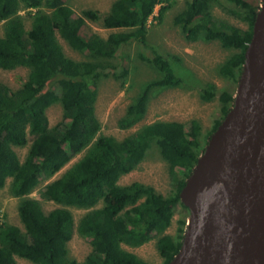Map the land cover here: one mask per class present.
Instances as JSON below:
<instances>
[{
  "label": "trees",
  "instance_id": "1",
  "mask_svg": "<svg viewBox=\"0 0 264 264\" xmlns=\"http://www.w3.org/2000/svg\"><path fill=\"white\" fill-rule=\"evenodd\" d=\"M228 1L236 7L231 14L247 24L246 29L214 16L218 0H187L173 23L188 42L217 41L232 51L218 73L235 84L262 0ZM173 4L115 0L102 17L94 9L79 14L68 0H0V25L4 24L0 68L29 69L27 80L16 90L0 82V191L13 179L11 195L21 199L19 216L25 226V231L14 225L0 226V264H18L16 258L33 264H149L123 245L135 249L154 240L163 264L179 253L189 218L181 192L208 140L232 108L235 95L230 90L218 91L215 84L202 86L192 73L182 72L179 57H166L149 42V21L153 17L163 23ZM158 6L161 10L155 16ZM26 20H30L29 29ZM101 21L105 29L118 31L107 38L91 32L83 35L88 22ZM58 35L87 60L66 56ZM133 43L140 49L138 59L151 65L159 77L142 85L119 120V128L130 130L145 118L154 90L190 86L201 89L203 101L218 97L221 103L222 116L206 135L198 120L158 121L123 139L100 134L99 84L111 76L119 78L111 61ZM127 75L125 69L120 73L121 78ZM56 104L62 105L64 120L51 126L47 112ZM29 137L31 147L21 162L15 147L27 146ZM154 145L169 166L171 192L167 196L139 182L120 184ZM78 156L76 163L55 178ZM44 183L42 196L61 205L49 213L30 197ZM72 208L87 211L78 223ZM178 212L177 232L168 234ZM75 229L92 246L84 262L69 257L68 244Z\"/></svg>",
  "mask_w": 264,
  "mask_h": 264
},
{
  "label": "rangeland",
  "instance_id": "2",
  "mask_svg": "<svg viewBox=\"0 0 264 264\" xmlns=\"http://www.w3.org/2000/svg\"><path fill=\"white\" fill-rule=\"evenodd\" d=\"M115 0H68V4L77 12L81 13L86 9L98 10L104 17L110 11L111 4ZM165 4L175 2L171 9L165 15L163 23L159 24L152 19L149 22V42L163 53L166 57L177 56L182 60V72H190L200 80V84L205 86L209 83L215 84L218 91L230 90L237 93L238 83H232L222 78L218 73L219 66L232 54V51L224 49L217 41L188 42L181 30L173 23L174 17L185 7L187 0H164ZM263 4V2H262ZM236 7L228 0H218L213 8L214 16L222 21H227L237 27L246 29L247 24L238 20L230 11ZM161 6L156 8L155 16L159 14ZM25 16V11H21ZM103 22H88V27L82 32L84 36L88 32L96 33L103 38L118 30H108L103 27ZM30 28V20H26V29ZM4 34V24L0 25V36ZM58 40L63 50L69 58L75 60H87V56L74 51L68 43L58 35ZM139 46L133 43L124 47L118 54V58L111 63L118 69L117 75L103 79L98 87V99L96 102V115L101 123V135L112 136L116 139H123L142 127L158 122H181L188 123L192 120H198L203 128V134L206 135L214 126L215 122L222 116L221 103L218 97L212 102H205L201 99L200 88L185 86L182 88H170L165 90H154L149 102L148 111L145 118L130 130H122L118 126L119 120L125 115L127 107L134 101L141 91V87L146 82L159 77L151 65H148L138 59ZM128 70L126 78H121L120 73ZM121 71V72H120ZM110 72L114 73L112 69ZM29 69L18 68L13 71H6L0 68V82L5 83L13 90L27 80ZM47 115L51 126L64 120V110L61 104H56L48 110ZM205 141H203L204 143ZM32 139L29 137V144L25 147H15L20 161L24 162ZM81 157H76L68 166H66L58 175L61 176L68 168L76 163ZM13 179H8L6 186L0 191V226L4 224L14 225L25 231L19 216L20 198L11 195V183ZM133 182H139L145 185L153 186L157 192L167 196L171 192V180L169 175V166L160 155L157 146H153L147 153L143 163L132 173L123 176L120 180L121 185H129ZM42 184L31 195L39 201L45 213H49L58 205L52 201L46 200L42 196ZM102 205L99 206V208ZM181 211V207L178 208ZM72 213L76 223L87 213L85 210L72 208ZM181 217L178 212L175 217L172 228L167 232L175 235L177 232V221ZM123 248L131 253L138 255L149 264H163L156 247V240L139 248H130L123 245ZM69 257L84 262L92 252V246L87 238H83L75 229L72 240L68 244ZM18 264H33L32 262L16 258Z\"/></svg>",
  "mask_w": 264,
  "mask_h": 264
},
{
  "label": "water",
  "instance_id": "3",
  "mask_svg": "<svg viewBox=\"0 0 264 264\" xmlns=\"http://www.w3.org/2000/svg\"><path fill=\"white\" fill-rule=\"evenodd\" d=\"M232 108L181 192L189 210L169 264H264V0Z\"/></svg>",
  "mask_w": 264,
  "mask_h": 264
},
{
  "label": "built area",
  "instance_id": "4",
  "mask_svg": "<svg viewBox=\"0 0 264 264\" xmlns=\"http://www.w3.org/2000/svg\"><path fill=\"white\" fill-rule=\"evenodd\" d=\"M153 19V17L151 18V20ZM151 20L149 22H151Z\"/></svg>",
  "mask_w": 264,
  "mask_h": 264
}]
</instances>
